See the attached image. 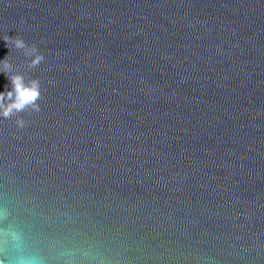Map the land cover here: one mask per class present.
<instances>
[{"label": "water", "instance_id": "obj_1", "mask_svg": "<svg viewBox=\"0 0 264 264\" xmlns=\"http://www.w3.org/2000/svg\"><path fill=\"white\" fill-rule=\"evenodd\" d=\"M6 56L2 264H264V0H0Z\"/></svg>", "mask_w": 264, "mask_h": 264}, {"label": "clouds", "instance_id": "obj_2", "mask_svg": "<svg viewBox=\"0 0 264 264\" xmlns=\"http://www.w3.org/2000/svg\"><path fill=\"white\" fill-rule=\"evenodd\" d=\"M3 39L8 46L11 44L16 49L26 50V55L31 57L29 61L31 67L38 66L44 60V55L38 50L37 46L35 44L28 45L22 37H9L5 35ZM0 65H2L0 71L7 73L11 83L10 90L6 87L4 92H0V116L8 119L14 114L24 112L29 108L36 112L40 111V105L38 103L42 96L40 80L37 78L26 80L23 73L12 72V64L7 56L0 61ZM16 123L19 127L26 125L23 118H18ZM12 239L17 242L19 241V237L15 234H13ZM21 264H25V262L22 261ZM27 264H39V262L34 260L27 262Z\"/></svg>", "mask_w": 264, "mask_h": 264}]
</instances>
